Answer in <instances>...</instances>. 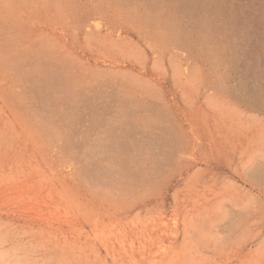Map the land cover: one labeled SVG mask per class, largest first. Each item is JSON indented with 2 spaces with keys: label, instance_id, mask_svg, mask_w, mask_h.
Returning <instances> with one entry per match:
<instances>
[{
  "label": "rangeland",
  "instance_id": "rangeland-1",
  "mask_svg": "<svg viewBox=\"0 0 264 264\" xmlns=\"http://www.w3.org/2000/svg\"><path fill=\"white\" fill-rule=\"evenodd\" d=\"M0 264H264V0H0Z\"/></svg>",
  "mask_w": 264,
  "mask_h": 264
}]
</instances>
